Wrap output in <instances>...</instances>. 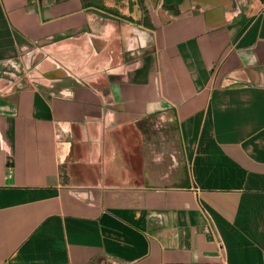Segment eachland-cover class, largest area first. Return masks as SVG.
I'll use <instances>...</instances> for the list:
<instances>
[{"label": "crops", "instance_id": "crops-1", "mask_svg": "<svg viewBox=\"0 0 264 264\" xmlns=\"http://www.w3.org/2000/svg\"><path fill=\"white\" fill-rule=\"evenodd\" d=\"M0 264H264V0H0Z\"/></svg>", "mask_w": 264, "mask_h": 264}]
</instances>
